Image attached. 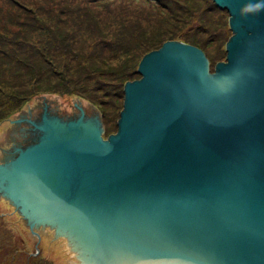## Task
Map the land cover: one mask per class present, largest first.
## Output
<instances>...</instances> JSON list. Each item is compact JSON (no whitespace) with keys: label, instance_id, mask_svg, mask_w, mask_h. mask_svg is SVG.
<instances>
[{"label":"water","instance_id":"95a60500","mask_svg":"<svg viewBox=\"0 0 264 264\" xmlns=\"http://www.w3.org/2000/svg\"><path fill=\"white\" fill-rule=\"evenodd\" d=\"M211 1L229 14L225 62L210 71L174 40L147 53L115 134L103 139L80 107L0 131V191L33 234L42 220L65 229L70 206L91 210L90 190L112 203L108 264L133 252L129 264H264V11Z\"/></svg>","mask_w":264,"mask_h":264},{"label":"trees","instance_id":"16d2710c","mask_svg":"<svg viewBox=\"0 0 264 264\" xmlns=\"http://www.w3.org/2000/svg\"><path fill=\"white\" fill-rule=\"evenodd\" d=\"M5 1L8 8H15L18 13L7 23L16 28L14 31L8 26L2 27L0 20V105L6 104L0 111V123L21 104L46 97L43 88L48 89L53 82L63 89L58 96L64 104L78 98L74 92L80 95L87 92L91 81L97 78L91 88L93 97L86 98L94 103L88 104L96 111L104 132H109L103 126L110 110L107 108H116L115 104H122L123 108L125 83L138 76L140 79L136 72L138 64L132 61L134 51L143 47L146 54L159 49L166 41H173L179 25L176 23H186L182 19L185 13L196 18L192 27L201 34L211 27L213 21L208 22L214 12L227 13L211 0ZM191 1L193 5L189 6ZM150 19L159 26L150 30L144 27L143 20L150 23ZM170 22L171 27L163 28L164 23ZM81 30L88 37L83 44L75 34ZM219 35L222 44V32ZM179 41L199 48L211 65L205 54L206 47L196 39L185 37ZM107 85L113 87L104 89ZM2 98H6L4 102ZM70 106L74 108L72 102ZM32 138L27 146L36 143Z\"/></svg>","mask_w":264,"mask_h":264},{"label":"rangeland","instance_id":"374dc122","mask_svg":"<svg viewBox=\"0 0 264 264\" xmlns=\"http://www.w3.org/2000/svg\"><path fill=\"white\" fill-rule=\"evenodd\" d=\"M191 5H193L192 1L189 3V6ZM0 10H3V12L0 13V20L2 21L1 26H8L10 31H14L16 28L11 27L7 23L11 18L15 17L18 12L15 8H8V2L5 0H0ZM170 17H172V14H170ZM182 19H186V23H176V25H179L174 35V41H179L185 37L196 39V41L206 47L207 56L211 61L210 69H213L217 63L225 62V45L232 36V32L228 28L229 15L224 11L214 12L211 15V20L208 22L211 23L213 21L212 25L210 28H206V32L203 34L197 33L192 27V23L196 21L195 17L190 18L188 17V14L185 13ZM150 21L151 22L149 23L148 21L143 20V26L147 27L149 30L159 26L155 20L150 19ZM170 24L171 22L164 23L163 28L170 26ZM199 26L203 27L200 21ZM220 32H222L223 35L222 44L219 41ZM75 34L79 39H81V44H83V40L85 38H88L82 30L75 32ZM142 48L143 47H140V49L134 51L132 59L134 64H139L142 57L147 54H144V49ZM86 49L87 47H85V50ZM68 58L69 57H67V59ZM67 59L64 58V61H67ZM74 72L75 71L72 70L70 73L73 74ZM96 79L97 78H94L91 81L89 90L84 94L80 95L79 93L74 92L73 95H76L78 98L74 97V100L71 102L72 106L75 104L77 107H82L84 117L93 121L97 120L99 122V118H96L97 113L93 110L92 105L94 103L86 98L89 96L93 97L91 88L94 85V81ZM137 79H139V76L136 78V80ZM53 83L52 85H49L50 88L49 86L48 89L43 88L46 97H41L37 100L34 99L30 104L27 105L21 104L19 107L13 110L11 114L8 115L9 118L0 123V131L7 129L9 127L10 121L20 119L33 120V117H36L40 112L44 111L43 109L45 107L51 116L66 118L68 114L73 113L71 116H69V118H77L78 111L76 109L75 111L74 108L70 106L71 102L64 104L59 102L61 101V97L58 96V94L60 95L63 89L61 90L57 88ZM110 87L113 86L107 85L104 87V89H109ZM5 99L6 98H2V101L4 102ZM88 103L93 104L90 105ZM5 105L6 104L0 105V111L3 110ZM115 105L116 108H107L110 110L107 112L105 119H103V123H105L103 126L107 127L109 132H104L101 120L99 122V127L103 131L102 136H104L105 139L109 135L115 134L117 131V121L119 119L120 112L122 111V104ZM30 106H33V108ZM59 111L60 114L62 113L61 116L58 114ZM21 124L27 123L24 121L23 123L11 125L15 126ZM4 196L5 195L0 191V264H83L77 256L75 258L70 256V253L66 247V241L64 238L56 237L54 230H50L49 227L43 228L42 225H38V236L33 234L29 229L28 220L21 215L20 209L12 205L10 201H8Z\"/></svg>","mask_w":264,"mask_h":264},{"label":"bare ground","instance_id":"6f19581e","mask_svg":"<svg viewBox=\"0 0 264 264\" xmlns=\"http://www.w3.org/2000/svg\"><path fill=\"white\" fill-rule=\"evenodd\" d=\"M87 193L86 203L90 204L91 210L88 208V212H84L78 208V204L70 206L67 209L68 212L77 211L79 215H68L69 224L67 223L65 229L62 228V224L58 223L57 220H51L50 222L42 220L40 223L43 228L49 227L50 230H54L56 237L64 238L71 257L75 258L77 256L83 264H108L112 257L113 249V240L109 228L112 203L100 194H93L90 190ZM37 216L41 217L42 215L38 214ZM35 228V233H37V226ZM132 248L134 250L139 248L134 247V239L133 243H129L125 249ZM85 249L91 251L90 255L83 251ZM133 253L127 255L128 257L121 260L119 264H126L131 257L132 259L129 263L134 261L135 256ZM129 263L127 262V264Z\"/></svg>","mask_w":264,"mask_h":264},{"label":"clouds","instance_id":"9594fccd","mask_svg":"<svg viewBox=\"0 0 264 264\" xmlns=\"http://www.w3.org/2000/svg\"><path fill=\"white\" fill-rule=\"evenodd\" d=\"M264 11V0H249L245 3L241 9L237 11V14H253L258 15Z\"/></svg>","mask_w":264,"mask_h":264},{"label":"flooded vegetation","instance_id":"af4514ba","mask_svg":"<svg viewBox=\"0 0 264 264\" xmlns=\"http://www.w3.org/2000/svg\"><path fill=\"white\" fill-rule=\"evenodd\" d=\"M73 107L78 111V108H79V107H77V105L74 104ZM81 109H82V107H81ZM76 110H75V111H76ZM78 112H79V111H78ZM36 133H37V136H39L38 132H36ZM102 135H103V134H102ZM102 138L105 139L104 136H102Z\"/></svg>","mask_w":264,"mask_h":264},{"label":"crops","instance_id":"0c3cea01","mask_svg":"<svg viewBox=\"0 0 264 264\" xmlns=\"http://www.w3.org/2000/svg\"><path fill=\"white\" fill-rule=\"evenodd\" d=\"M30 107H31V106H30ZM31 108H33V106H32ZM33 118H35V117H33ZM33 118H32V119H33ZM11 124H14V123L10 122V123H9V127H8V128H10V127H12V126H13V125H11Z\"/></svg>","mask_w":264,"mask_h":264}]
</instances>
